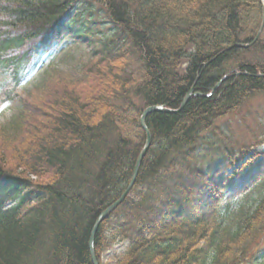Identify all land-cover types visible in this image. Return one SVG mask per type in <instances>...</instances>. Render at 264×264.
Instances as JSON below:
<instances>
[{"label": "trees", "instance_id": "16d2710c", "mask_svg": "<svg viewBox=\"0 0 264 264\" xmlns=\"http://www.w3.org/2000/svg\"><path fill=\"white\" fill-rule=\"evenodd\" d=\"M82 1L117 28L84 63L24 87ZM261 0H0V264H251L264 238V121L250 143L228 117L264 94ZM74 35L75 30H70ZM83 39V38H81ZM84 40V39H83ZM125 251L111 259L118 245ZM257 257H255L256 259Z\"/></svg>", "mask_w": 264, "mask_h": 264}, {"label": "rangeland", "instance_id": "374dc122", "mask_svg": "<svg viewBox=\"0 0 264 264\" xmlns=\"http://www.w3.org/2000/svg\"><path fill=\"white\" fill-rule=\"evenodd\" d=\"M66 22L67 28L52 40L48 48L42 51L31 66L24 87L30 88L41 84L50 75L61 71L81 76L82 67L93 55L95 48L99 50L105 38L113 35L117 30L102 6L95 2H80L67 15ZM72 29L75 30V35L71 33ZM20 112L21 105L17 102H10L0 110V130H3L5 136L16 135L18 122L15 119ZM260 120L264 121V94L255 97L241 114L228 117L226 123H229L234 138L250 143L256 134H260L258 125ZM262 148H264V144ZM125 249V244L118 245L106 254V258L109 260L118 256ZM253 251L254 256L251 257V264H264V238ZM255 257L257 258L255 259Z\"/></svg>", "mask_w": 264, "mask_h": 264}, {"label": "water", "instance_id": "95a60500", "mask_svg": "<svg viewBox=\"0 0 264 264\" xmlns=\"http://www.w3.org/2000/svg\"><path fill=\"white\" fill-rule=\"evenodd\" d=\"M262 1V4H263V11H264V0H261ZM264 28V19H263V23H262V27L258 33V35L256 36L255 40L247 45L245 44H237V46L239 47H245V46H250L252 43H254L255 41L258 40L262 30ZM193 89L192 91L187 95L186 99L184 100L182 106L180 109L178 110H174V109H170V108H165L163 106H157V105H154V106H149L147 107L142 116H141V123H142V126L143 128L147 131V140H146V143L142 149V151L140 152V155L138 157V160H137V163H136V167H135V170H134V174L132 176V179H131V182L130 184L128 185L127 189L124 191V193L114 202L112 203L110 206H108L101 214L100 216L98 217V219L96 220L95 224H94V227L92 229V232H91V236H90V242H89V245H90V253H91V257H92V260H93V264H99V261L96 257V254H95V248H94V242H95V237H96V234H97V231L99 229V226L101 225V223L106 220L124 201L125 199L128 197L129 193L131 192V190L133 189L135 183H136V179H137V176H138V173H139V170H140V167H141V163L144 159V157L146 156L149 148L151 147V144H152V141H151V135H150V131H149V128L147 126V123H146V118L147 116L150 114V113H153V112H156V111H164V112H178L180 111L187 103V101L190 99L192 93H193Z\"/></svg>", "mask_w": 264, "mask_h": 264}]
</instances>
